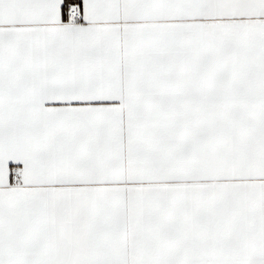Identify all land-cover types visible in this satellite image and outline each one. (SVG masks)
Wrapping results in <instances>:
<instances>
[{"label": "snow or ice", "instance_id": "snow-or-ice-1", "mask_svg": "<svg viewBox=\"0 0 264 264\" xmlns=\"http://www.w3.org/2000/svg\"><path fill=\"white\" fill-rule=\"evenodd\" d=\"M0 264H264V0H0Z\"/></svg>", "mask_w": 264, "mask_h": 264}]
</instances>
